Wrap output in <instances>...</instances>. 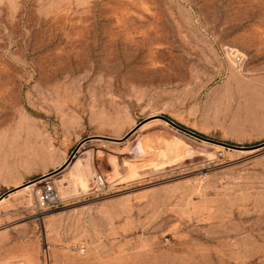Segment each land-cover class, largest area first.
<instances>
[{"label":"rangeland","instance_id":"rangeland-1","mask_svg":"<svg viewBox=\"0 0 264 264\" xmlns=\"http://www.w3.org/2000/svg\"><path fill=\"white\" fill-rule=\"evenodd\" d=\"M263 76L264 0H0V196L154 115L260 143ZM0 264H264V147L90 139L0 200Z\"/></svg>","mask_w":264,"mask_h":264},{"label":"water","instance_id":"water-1","mask_svg":"<svg viewBox=\"0 0 264 264\" xmlns=\"http://www.w3.org/2000/svg\"><path fill=\"white\" fill-rule=\"evenodd\" d=\"M152 119H162L163 121L171 124L172 126L176 127L177 129H179V130H181V131H183V132H185V133H187L189 135H192V136H194L196 138L205 140L207 142L220 144L222 146L231 147V148H237V149H242V150H256V149L264 147V141H262L260 143L253 144V145H238V144H233V143H229V142H226V141L218 140V139L209 137L207 135H204L202 133H199V132H197L195 130H192V129L180 124L179 122L175 121L174 119H172V118H170V117H168L166 115H154V116H151V117H148V118H145V119L141 120L137 125H135L131 130H129L122 137H111V136H103V135H92V136L84 137L75 146V148L72 150V152L70 153V155L67 158V160L60 167H58L57 169H54V170H52V171H50L48 173H45V174H43L41 176L35 177V178L29 180L28 182L24 183L23 185H21L19 187H15V188H12V189H10L8 191H5L0 196V200L2 198H4L7 194H9L10 192H12V191H14L16 189L24 187L27 184L35 183V182H37L39 180L45 179L47 177H50V176L62 171L63 169H65L71 163V161L75 157L78 149L81 147V145L84 142H86V141H88L90 139H94V138H100V139H104L106 141L122 142V141L126 140L128 137H130L141 125H143L145 122H147L149 120H152Z\"/></svg>","mask_w":264,"mask_h":264},{"label":"built area","instance_id":"built-area-1","mask_svg":"<svg viewBox=\"0 0 264 264\" xmlns=\"http://www.w3.org/2000/svg\"><path fill=\"white\" fill-rule=\"evenodd\" d=\"M233 60L235 64L239 67L242 68L243 65L245 64L246 61V56L238 51L235 50H230ZM107 182L105 177L102 174H98L95 176L94 184L92 185V191L93 192H102L106 187H107ZM57 194L55 193V190L52 185H47L44 186V188L41 191L40 195V203L43 207H47L54 201H56ZM81 250H84L83 248Z\"/></svg>","mask_w":264,"mask_h":264},{"label":"bare ground","instance_id":"bare-ground-1","mask_svg":"<svg viewBox=\"0 0 264 264\" xmlns=\"http://www.w3.org/2000/svg\"><path fill=\"white\" fill-rule=\"evenodd\" d=\"M34 183H31V184H27V185H25L24 187H23V189L24 188H28V187H31L32 185H33ZM2 200V199H1Z\"/></svg>","mask_w":264,"mask_h":264},{"label":"trees","instance_id":"trees-1","mask_svg":"<svg viewBox=\"0 0 264 264\" xmlns=\"http://www.w3.org/2000/svg\"><path fill=\"white\" fill-rule=\"evenodd\" d=\"M176 121V120H175ZM178 122V121H177ZM180 123V122H179ZM181 124V123H180ZM183 125V124H182ZM200 133V132H199ZM203 134V133H202ZM205 135V134H204Z\"/></svg>","mask_w":264,"mask_h":264},{"label":"crops","instance_id":"crops-1","mask_svg":"<svg viewBox=\"0 0 264 264\" xmlns=\"http://www.w3.org/2000/svg\"><path fill=\"white\" fill-rule=\"evenodd\" d=\"M263 81H264V76L262 77Z\"/></svg>","mask_w":264,"mask_h":264}]
</instances>
